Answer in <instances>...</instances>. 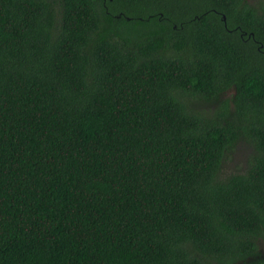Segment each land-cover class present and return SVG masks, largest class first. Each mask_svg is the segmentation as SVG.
<instances>
[{"label": "trees", "instance_id": "obj_1", "mask_svg": "<svg viewBox=\"0 0 264 264\" xmlns=\"http://www.w3.org/2000/svg\"><path fill=\"white\" fill-rule=\"evenodd\" d=\"M0 264H264V0H0Z\"/></svg>", "mask_w": 264, "mask_h": 264}, {"label": "rangeland", "instance_id": "obj_2", "mask_svg": "<svg viewBox=\"0 0 264 264\" xmlns=\"http://www.w3.org/2000/svg\"><path fill=\"white\" fill-rule=\"evenodd\" d=\"M247 150L248 149L246 147H243L242 145L238 147L236 155L234 154V162L227 166V171L237 169L240 164H242L243 166V157L246 155L247 152H250V150Z\"/></svg>", "mask_w": 264, "mask_h": 264}]
</instances>
